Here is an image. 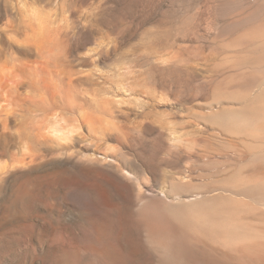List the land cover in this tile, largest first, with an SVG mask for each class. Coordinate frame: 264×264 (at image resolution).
I'll list each match as a JSON object with an SVG mask.
<instances>
[{
  "label": "rangeland",
  "instance_id": "rangeland-1",
  "mask_svg": "<svg viewBox=\"0 0 264 264\" xmlns=\"http://www.w3.org/2000/svg\"><path fill=\"white\" fill-rule=\"evenodd\" d=\"M0 264H264V0H0Z\"/></svg>",
  "mask_w": 264,
  "mask_h": 264
},
{
  "label": "bare ground",
  "instance_id": "bare-ground-1",
  "mask_svg": "<svg viewBox=\"0 0 264 264\" xmlns=\"http://www.w3.org/2000/svg\"><path fill=\"white\" fill-rule=\"evenodd\" d=\"M31 17H33V16H31ZM35 17V16H34ZM35 18H38L37 19V21L39 20H41V23L39 22V29L41 30L42 29V25H45L44 23H46L47 21L43 18V16H36ZM28 19V18H27ZM36 21V22H37ZM31 27H33V26H30V30H27V32H23V37H24V40H25V42H29L30 43V45L32 46V48H33V50L36 52V54H37V46H36V44H35V41H34V37H33V34L31 33V30H33L34 31V29L32 28L31 29ZM52 29V28H51ZM32 31V32H33ZM49 31H51V30H49ZM49 31L47 32L48 33V35H47V37H46V39H48V38H52L51 36H50V34L53 32V31H51L50 32V34H49ZM45 37V36H44ZM43 40H45V39H43ZM47 41V40H46ZM91 122H92V120H91ZM88 126H91V125H88ZM94 126V125H93ZM174 127V126H173ZM258 136V135H257ZM140 187V186H139ZM177 203V202H176ZM141 219V218H140ZM148 219V218H147ZM187 219V218H186ZM207 219V218H206ZM146 220V219H145ZM151 220V219H150ZM168 220V219H167ZM151 221H153V220H151ZM154 222V221H153ZM159 222V221H158ZM161 222V225L163 226V225H165V220L164 221H160ZM139 223V222H138ZM171 221H170V224L168 223V221H167V224H168V226H170L171 225ZM145 224V223H144ZM147 224H149V223H147ZM151 224V223H150ZM99 226V225H98ZM166 226V225H165ZM183 226V225H182ZM155 227H156V225H155ZM158 227V226H157ZM171 227V226H170ZM103 228V227H102ZM153 228V227H152ZM168 228V227H167ZM172 228V227H171ZM170 228V229H171ZM173 228H174V226H173ZM188 228V227H187ZM169 229V228H168ZM145 231H148V229L147 230H145ZM148 232H151V230H149ZM109 233V232H108ZM152 233V232H151ZM155 233V232H154ZM104 234V233H103ZM105 235V234H104ZM139 240V239H138ZM137 240V241H138ZM141 240V239H140ZM139 240V241H140ZM141 242V241H140ZM138 243V242H137ZM139 244V243H138ZM142 244V243H141ZM141 244H140V246H141ZM147 246H149V245H147ZM141 247H144V245L143 246H141ZM141 247H140V249H141ZM184 250V249H183Z\"/></svg>",
  "mask_w": 264,
  "mask_h": 264
},
{
  "label": "water",
  "instance_id": "water-1",
  "mask_svg": "<svg viewBox=\"0 0 264 264\" xmlns=\"http://www.w3.org/2000/svg\"><path fill=\"white\" fill-rule=\"evenodd\" d=\"M25 44H27L28 46H30V43H29V42H25ZM31 48H32V47H31ZM21 53H22V54H26V51L24 52V51L21 50Z\"/></svg>",
  "mask_w": 264,
  "mask_h": 264
}]
</instances>
